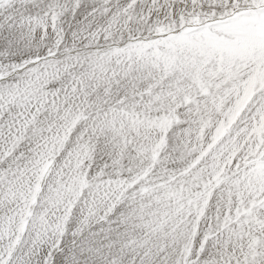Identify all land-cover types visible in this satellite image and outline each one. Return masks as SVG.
Instances as JSON below:
<instances>
[{"label": "snow or ice", "instance_id": "obj_1", "mask_svg": "<svg viewBox=\"0 0 264 264\" xmlns=\"http://www.w3.org/2000/svg\"><path fill=\"white\" fill-rule=\"evenodd\" d=\"M0 264H264V0H0Z\"/></svg>", "mask_w": 264, "mask_h": 264}]
</instances>
